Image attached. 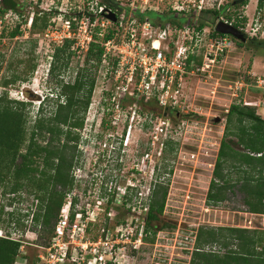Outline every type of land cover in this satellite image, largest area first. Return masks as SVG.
Masks as SVG:
<instances>
[{
  "label": "rangeland",
  "instance_id": "rangeland-1",
  "mask_svg": "<svg viewBox=\"0 0 264 264\" xmlns=\"http://www.w3.org/2000/svg\"><path fill=\"white\" fill-rule=\"evenodd\" d=\"M66 1L16 0L17 9H11L6 19L3 18L4 12L0 13L3 20V29H0V95L7 91L9 99L30 102L28 127L40 114L37 113L38 106L44 97L49 95V98H54L58 90L54 88L56 77H52L50 73L54 49L57 46L49 44V39L45 36L51 29L48 32V27H28L29 18L34 17L36 11L50 6L49 4H56L62 9ZM175 1L151 0L150 9L154 8L155 11L146 15L155 21L169 22L165 20L168 15L181 23H198L197 17L192 16L194 13L186 17L169 11L170 4ZM215 2L226 9L231 0ZM257 6L259 0H244L234 8L231 7V10L233 14H245L246 23L250 24L254 15L257 16L259 12L256 10ZM142 8L141 10H144ZM55 11L51 14L50 23L57 16ZM229 14L227 12V15ZM177 21L174 20L173 24H178ZM56 22L57 25L61 24L60 21ZM15 27H18V33L12 37L9 33ZM49 37L52 38L51 34ZM261 39L264 40V36H258V40ZM263 44L264 42H251L248 38L241 46L234 42V46L221 55L220 61L211 66L207 73L189 76L184 80L182 93L178 96L181 100L180 106L172 110L157 106L154 102L149 106H134L140 113V118L135 117L132 122L125 115L127 111L131 112L130 106H123V116L114 124V106H102L97 82L83 126L72 128L74 133L79 134L75 178L82 182V187L83 183H87L89 187L90 184L95 186L93 192L96 193L100 185L103 188L112 185L109 184L112 179L117 180L113 186L132 183L138 186L137 189L141 193L147 194L150 188V195L157 183L168 188L163 212L158 215L157 220L152 221L158 230L154 235L150 230L147 242L143 245L144 249L140 254H136L133 264H191L198 231L201 228L217 230L222 227H240L264 230V214L249 212V207L244 202L246 193L240 189L237 181L238 173L229 163L222 166V171L229 173V181L235 185L225 188L224 200L218 204L208 202L207 199L210 182H218V178L214 176V168L221 141H230L233 148L244 150L236 143L235 136L224 135L230 106L249 105L257 108V114L264 118V91L254 86L256 76L264 74ZM73 52L75 53L67 61V67L63 68L66 60H62L60 64V78L64 82L72 81L78 68L86 67V52L80 49ZM33 65V73H28ZM17 74L20 76L19 81L4 86L5 80L12 79ZM25 76L28 79L24 81L22 78ZM245 96L261 97L260 105H255L251 100L244 102ZM54 101H45L42 115H50L56 107ZM160 117L167 119L169 124L164 133L155 128ZM153 136L158 137L155 139ZM170 140L173 143L167 144ZM22 151L24 152L25 148ZM146 154L150 156L146 157ZM24 183L32 185L26 181ZM73 188L80 190L76 184ZM93 192L88 196L89 200H95L96 194ZM36 193L40 197L45 196L43 191L35 186L29 189L24 186L15 197L13 193H4L0 188V211L3 209L6 213L19 210L18 217L21 221L20 225L15 224V221L0 222V236H10L11 239L20 241L28 256L25 261L27 264H36L33 259L39 252L37 247L45 243L50 236L41 223L35 225L30 221L31 213L38 210L36 204L39 199H36ZM133 203L132 199L129 204ZM120 206L118 212L122 213V218L131 216L127 205ZM27 212L30 213L29 216L24 217L22 214ZM130 212L134 214L132 208ZM4 218L8 220V215H2V219ZM53 222L54 220L50 225ZM206 235L204 234L205 237ZM233 244L229 246L233 247ZM199 247L200 250L213 251L220 255L227 250L219 242L204 243Z\"/></svg>",
  "mask_w": 264,
  "mask_h": 264
},
{
  "label": "built area",
  "instance_id": "built-area-1",
  "mask_svg": "<svg viewBox=\"0 0 264 264\" xmlns=\"http://www.w3.org/2000/svg\"><path fill=\"white\" fill-rule=\"evenodd\" d=\"M150 1L114 0L113 5H108L103 0H67L62 9L49 4L39 11L56 10L57 16L47 28L51 32L45 33L49 44L61 46L69 39L73 51L87 52L92 43L102 47L95 87L98 82L102 106H114V124L123 116V106H130L131 112L125 114L130 122L135 117L140 118L134 106H149L153 102L170 110L180 106L178 96L182 93L184 80L207 73L220 61L221 55L234 46L230 35L216 31L218 22L233 25L250 38L264 36V0H259L256 9L259 12L250 24L246 23L245 14H233L231 8L226 7L212 25L201 28L195 22L173 24L152 20L147 15L140 19L141 13L155 11L150 9ZM2 6L0 0V8ZM220 7L215 0H176L168 10L188 17L191 13L219 10ZM9 12L11 9L4 11V19ZM111 14L115 16L114 20L109 18ZM29 19L28 27L32 25L33 17ZM56 21L61 24L57 25ZM2 23L0 18V29H3ZM254 86L264 91V74L256 76ZM166 121L164 117L158 118L155 128L164 133L169 127ZM153 137L157 139L158 136ZM78 181L76 179L80 190L73 188L66 193L50 227V236L38 245L39 252L33 260L36 264H133L150 235L146 230L150 188L147 194L141 193L132 183L113 186L117 180L112 179L109 182L112 185L107 188L100 185L96 193L93 192L95 186L83 183L82 187V182ZM92 192L96 194L95 200L88 199ZM111 197L113 200L109 202ZM128 197L134 203L128 202L127 209L132 208L134 214L128 210L131 216L122 218V213L115 208L124 206ZM27 259L25 249L20 245L15 264H27Z\"/></svg>",
  "mask_w": 264,
  "mask_h": 264
},
{
  "label": "trees",
  "instance_id": "trees-1",
  "mask_svg": "<svg viewBox=\"0 0 264 264\" xmlns=\"http://www.w3.org/2000/svg\"><path fill=\"white\" fill-rule=\"evenodd\" d=\"M113 1L103 0L108 5H113ZM2 4L1 13L7 9H17L16 0H2ZM224 9L225 6L219 10L205 9L192 16L197 17L196 20L201 28L212 25ZM51 14L54 12L36 11L32 21L33 28H47ZM144 15L146 16V13H141L138 17L143 19ZM165 20L172 23L174 20L177 21L168 15ZM235 25L238 26V23ZM17 33L18 27H15L9 35L14 37ZM231 37L239 46L243 45L242 41ZM248 39L259 44L264 42L256 37H248ZM71 43L72 41L67 39L63 45L55 47L50 73L52 77H56L54 88L58 90L54 98L46 95L40 102L37 112L40 114L29 127L27 120L30 102L9 99L7 91H3L0 95V188L4 193H13L14 197L24 186L27 189L35 186L42 190L45 194L44 198L35 194L36 199H39L36 204L38 210L31 213V223L35 225L41 223L48 232L51 222L55 220L64 202L66 193L76 184L74 168L78 165L76 146L79 134L74 133L72 128L83 126L103 53L99 44L92 43L84 57L86 67L78 68L73 80L64 82L60 78V64L62 60H66L63 68L67 67V61L75 53L71 49ZM34 68L35 65L28 73H33ZM19 78V74L14 75L3 84L4 86L14 84ZM22 79L25 81L28 78L25 76ZM50 99L55 100L56 107L49 116L42 115L44 103ZM224 135L235 136L236 143L244 150L233 148L230 141L224 139L221 141L214 168V176L218 178V182L214 180L210 182L208 202L213 201L214 204H218L224 200L225 188H232L235 185L230 183L229 173L222 171V166L229 163L238 173L237 181L240 189L246 193L244 202L248 205L249 212L264 214V118L249 105L232 104L227 112ZM170 143L173 142L171 140L167 142ZM23 148H25L24 152ZM24 181L32 185H26ZM167 193V186L161 183L155 184L151 192L146 230H152L153 235L158 228L156 229L157 226L152 221L157 220L158 215L162 214ZM112 200L113 197L109 202ZM130 201L131 198L128 197L124 204ZM115 209L119 210L118 207ZM18 211L15 209L5 213L1 209L0 222L15 221V224L20 225L21 221L18 217L20 211ZM27 213L22 215L28 217L30 213ZM5 214L8 215V220L2 219V215ZM198 232L191 264H264V230L222 227L217 230L201 228ZM204 234H207L206 237ZM214 242H219L222 247L227 248L224 254L200 250V245ZM232 244L233 247L229 246ZM19 251V241L0 236V264H14Z\"/></svg>",
  "mask_w": 264,
  "mask_h": 264
},
{
  "label": "water",
  "instance_id": "water-1",
  "mask_svg": "<svg viewBox=\"0 0 264 264\" xmlns=\"http://www.w3.org/2000/svg\"><path fill=\"white\" fill-rule=\"evenodd\" d=\"M109 18L114 20L115 16L111 14ZM216 31L222 34L231 35L242 42L246 40V36L242 32H240L235 26L226 24L224 22H218L216 24Z\"/></svg>",
  "mask_w": 264,
  "mask_h": 264
},
{
  "label": "crops",
  "instance_id": "crops-1",
  "mask_svg": "<svg viewBox=\"0 0 264 264\" xmlns=\"http://www.w3.org/2000/svg\"><path fill=\"white\" fill-rule=\"evenodd\" d=\"M246 95H247V93H246ZM248 98H249V97L245 96V98H244V99H245L244 102H251V101H254V102L256 103L255 105H260V102H261V99H262L261 97H260V98H258V97L251 98V97H250L249 99H248ZM247 100H251V101H247ZM255 105H254V106H255ZM256 109H257V108H256ZM258 110H259V108H258Z\"/></svg>",
  "mask_w": 264,
  "mask_h": 264
},
{
  "label": "flooded vegetation",
  "instance_id": "flooded-vegetation-1",
  "mask_svg": "<svg viewBox=\"0 0 264 264\" xmlns=\"http://www.w3.org/2000/svg\"><path fill=\"white\" fill-rule=\"evenodd\" d=\"M243 1L244 0H231L230 6H227V7H230V8L233 7L234 8V6L241 4ZM243 34L246 36L245 33H243ZM247 38L248 37L246 36V39Z\"/></svg>",
  "mask_w": 264,
  "mask_h": 264
},
{
  "label": "clouds",
  "instance_id": "clouds-1",
  "mask_svg": "<svg viewBox=\"0 0 264 264\" xmlns=\"http://www.w3.org/2000/svg\"><path fill=\"white\" fill-rule=\"evenodd\" d=\"M235 38V37H234Z\"/></svg>",
  "mask_w": 264,
  "mask_h": 264
}]
</instances>
